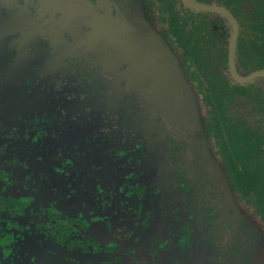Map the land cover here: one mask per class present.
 Returning <instances> with one entry per match:
<instances>
[{
	"label": "flooded vegetation",
	"instance_id": "af4514ba",
	"mask_svg": "<svg viewBox=\"0 0 264 264\" xmlns=\"http://www.w3.org/2000/svg\"><path fill=\"white\" fill-rule=\"evenodd\" d=\"M166 6L0 0V264H219L215 129L151 41ZM172 87L177 122L150 101Z\"/></svg>",
	"mask_w": 264,
	"mask_h": 264
},
{
	"label": "rangeland",
	"instance_id": "374dc122",
	"mask_svg": "<svg viewBox=\"0 0 264 264\" xmlns=\"http://www.w3.org/2000/svg\"><path fill=\"white\" fill-rule=\"evenodd\" d=\"M166 2L167 6L165 10L160 16L157 15L158 21L156 24L161 23L162 25L160 26L166 25V29L171 32L172 43L152 22V28L149 27L152 30L150 34L158 36L156 37V41H154L155 44L168 49L171 53L172 66L177 68L180 73H183L185 84L189 89L188 94L192 98L191 102L196 107H194V112L197 111L198 114H196L200 118V121L206 122V126H211L215 129H210V138L205 139L203 144L206 156L212 159L215 178L221 184L218 192H215V198L219 202V208L227 216L225 225H222L220 228V234H222L221 240L215 241L217 252L222 256L219 264H230L228 260L229 256L230 259H236L237 264H264V220L255 214L254 207L238 200L237 195L231 189L232 187L224 168L220 165V162H232L234 165L239 166L236 157L251 141V132L245 123L241 121L237 122L234 126L228 123L229 109L219 107L216 95L207 86V78L197 68L196 57L190 51V45L196 43L199 39L200 27L209 17L192 11L185 5H182L179 0H166ZM149 28L146 27V30L148 31ZM222 30L226 35H229L230 30L226 23H223ZM125 52V55L131 56L129 58L130 61L135 56H138V53L134 55L130 53L126 46H124ZM181 57H183V60ZM242 70L244 69L242 68ZM242 72L245 73L244 71ZM223 74L230 80L232 85L235 83L229 72L224 71ZM246 85L264 88V80L263 78H257ZM176 91H179V88L172 87L163 92H158L157 95L150 99L151 105L157 106L156 111L160 109L163 120L167 116L170 120L176 119L175 122H177L178 119L182 120L185 113L190 110L185 100H175L174 94ZM79 96L81 94L78 93L74 96L77 101ZM169 99L173 100L172 105L165 104ZM77 104L79 103L77 102ZM67 111L63 115L69 116L70 112ZM240 114L243 117L245 112H240ZM244 117L243 120H246L249 116L245 115ZM161 126L163 127V125ZM214 153L216 156H210ZM220 197L221 200L219 201ZM216 208L218 209V207ZM226 228L231 229V239L235 235L241 239L238 241L236 248L233 247L232 240L227 242L225 235L228 232H225ZM110 246H113V244Z\"/></svg>",
	"mask_w": 264,
	"mask_h": 264
},
{
	"label": "trees",
	"instance_id": "16d2710c",
	"mask_svg": "<svg viewBox=\"0 0 264 264\" xmlns=\"http://www.w3.org/2000/svg\"><path fill=\"white\" fill-rule=\"evenodd\" d=\"M198 1L223 6L237 19L240 29L236 51L238 72L248 75L264 70V0ZM200 14L209 19L200 27L198 41L190 45L197 68L206 76L219 107L229 109V124L234 126L241 121L251 132V141L236 157L239 166L225 163L228 179L238 200L254 207L255 214L264 220V88L230 83L223 74L228 72L230 32L226 35L222 30L223 23L227 22L220 15ZM240 112L249 117L243 120L245 115L241 117Z\"/></svg>",
	"mask_w": 264,
	"mask_h": 264
},
{
	"label": "water",
	"instance_id": "95a60500",
	"mask_svg": "<svg viewBox=\"0 0 264 264\" xmlns=\"http://www.w3.org/2000/svg\"><path fill=\"white\" fill-rule=\"evenodd\" d=\"M182 2L187 8L191 9L194 12L216 14V15H220L226 20L227 24L230 26V38H229V44H228V68H229V72L233 80L236 83L241 84V85H246V84L253 82L257 78H260V77L264 78V70H255L249 73L248 75H241L238 72L237 67H236V51H237V41H238L239 33H240L239 23L237 19L235 18V16L227 8L214 4V3L200 2L198 0H182ZM150 33H152V30L150 31ZM150 36H151L152 42L156 41V37H158V36L151 35V34ZM129 41L133 45L134 41H137V39L129 38ZM156 46L158 47L159 45H156ZM158 54L160 56H167L171 58V53L168 51V49H164V51L162 50V53L160 52ZM170 65L172 66L173 62H171ZM156 66L158 68L159 64L157 63ZM172 70L174 72L172 79L175 81L177 78H180L178 76L179 71L177 68H174L173 66H172ZM183 88L187 93L189 89L185 83L183 85ZM188 95H189L188 106L191 108L192 111H194L195 106L191 102L192 101L191 95L190 94Z\"/></svg>",
	"mask_w": 264,
	"mask_h": 264
}]
</instances>
